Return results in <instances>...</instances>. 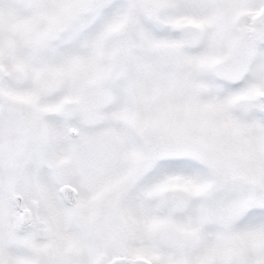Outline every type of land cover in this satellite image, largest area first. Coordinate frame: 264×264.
<instances>
[{"label": "snow or ice", "instance_id": "1", "mask_svg": "<svg viewBox=\"0 0 264 264\" xmlns=\"http://www.w3.org/2000/svg\"><path fill=\"white\" fill-rule=\"evenodd\" d=\"M0 264H264V0H0Z\"/></svg>", "mask_w": 264, "mask_h": 264}]
</instances>
